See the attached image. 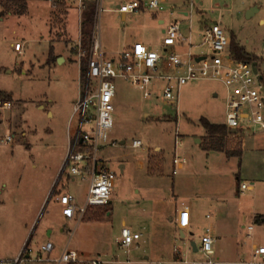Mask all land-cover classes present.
<instances>
[{"label":"rangeland","instance_id":"obj_1","mask_svg":"<svg viewBox=\"0 0 264 264\" xmlns=\"http://www.w3.org/2000/svg\"><path fill=\"white\" fill-rule=\"evenodd\" d=\"M132 1L83 0L82 8L79 0L30 1L23 16L0 8V93L12 97V107L0 110V135L14 136L12 144L0 146V259L16 257L27 242L34 252L50 242L53 252L40 256L51 262L28 264H57L66 249L86 264L94 259L103 264H191L205 259L189 243L200 246L211 225L219 229L217 264H248L253 246H264V134L250 130L227 136L229 149L239 148L244 138L240 159L208 155L201 148L206 135L201 120L225 123L226 89L215 81L190 82L181 88L176 107L164 101L159 83L145 99L130 83L114 79L109 139L117 146L99 153L117 176L114 193L107 207L87 213L89 222L86 218L75 226L60 217L56 196L73 195L82 207L90 186L60 175L79 128L74 105L85 61L68 40H78L89 9L93 35L96 31L107 59H118L137 44L161 51L162 31L170 22L180 25L186 40L176 52L206 54L199 47L201 33L217 22L264 76V0H166L157 16L145 11L123 18L115 12ZM189 39L195 46L191 50ZM52 47L60 56L53 65L47 62ZM91 129L86 125L82 132ZM176 137L182 141L177 156L186 164L172 176ZM134 140L143 148L132 149ZM242 183L251 188L242 193ZM249 226L254 229L250 236ZM124 227L141 236L129 253L118 245Z\"/></svg>","mask_w":264,"mask_h":264},{"label":"built area","instance_id":"obj_2","mask_svg":"<svg viewBox=\"0 0 264 264\" xmlns=\"http://www.w3.org/2000/svg\"><path fill=\"white\" fill-rule=\"evenodd\" d=\"M49 1L57 4L62 0ZM165 2L166 0H150L144 4L136 0L120 5L115 12L121 16L135 15L143 11L159 14L163 11ZM79 4L82 8V0H79ZM189 15L186 13V16ZM201 39L202 44L199 47L205 48L208 53L197 55L189 51L179 54L175 49L184 48L186 40L181 34L180 25L170 22L161 41L163 48L161 51L153 50L144 44H137L131 50L121 53L118 59H107L96 31L89 53L84 51L81 39L74 45L73 50L79 59L84 58L87 68L85 78L80 80L79 98L74 105V116L79 119L78 132L69 144L60 175L67 173L72 180L79 178L88 181L90 186L86 203L82 207L78 206L73 195L66 194L56 198L65 219L72 220L79 217V221H82L91 209L107 207L114 193L117 176L109 168L108 160L99 153L106 147L117 146L109 139L114 126L113 102L116 91L113 81L116 78L123 79L142 91L145 99L152 97L150 90L155 83H159L164 101L176 107L181 88L190 82H219L226 89L224 125L228 131H236V134L231 136L250 130L264 134V76L260 75L257 66V73L254 72L253 62L239 61L234 57L230 51L232 40L219 23L206 26L201 33ZM187 48L188 50L195 48L191 39L187 41ZM15 50L21 53L22 46L16 44ZM11 107V101L0 100V110H9ZM86 125H92V129L82 132V128ZM13 142L14 136L0 135V146L10 145ZM181 146L182 141L176 137L175 156L172 162L173 176H176L186 164L185 159L177 156V150ZM131 148L140 149L143 145L140 141L134 140ZM250 188L246 183L240 185L242 193ZM247 231L250 236L254 229L249 226ZM140 237L139 234L132 233L130 229L124 227L118 243L120 250L129 253ZM188 246L193 251L191 243ZM53 250V244L48 242L34 252L27 242L16 257L1 258L0 264L51 262L49 259H42L40 255L50 254ZM197 250L205 260L191 264H217L213 260L214 240L210 234L203 235ZM177 253L180 254L179 251ZM61 263L86 264L76 252L68 250H65L57 264ZM88 264H103V262L94 259ZM248 264H264V246L252 250Z\"/></svg>","mask_w":264,"mask_h":264},{"label":"trees","instance_id":"obj_3","mask_svg":"<svg viewBox=\"0 0 264 264\" xmlns=\"http://www.w3.org/2000/svg\"><path fill=\"white\" fill-rule=\"evenodd\" d=\"M29 1H49V0H0V4L2 5V8L5 10H8L9 13L23 16L27 9V3ZM9 4H12L13 8H10ZM10 10V11H9ZM86 19L82 22V46L84 51L89 53V50L92 46V38H93V31L92 28L94 26V14L91 9L88 11ZM85 28V29H84ZM231 53L234 55V57L239 61H245V62H253L255 59L247 55L239 46L235 44V42L232 40L231 42ZM56 61V58L54 57L53 50L51 48L49 58H48V64H52ZM256 63V62H254ZM86 68L87 64L86 61L83 62V65L80 70L81 79L83 80L86 75ZM0 100L1 101H12V97L9 94L6 93H0ZM201 124L204 127L205 131L207 132V137L205 138L203 144L201 145V148L205 152H218L225 154L226 158H241L242 157V151L241 148L237 149H229V145L227 143V136L229 134V131L224 125H214L209 123L207 120L202 119ZM87 214L84 217V220L87 218ZM259 221V219H257ZM91 221L87 218V222Z\"/></svg>","mask_w":264,"mask_h":264},{"label":"crops","instance_id":"obj_4","mask_svg":"<svg viewBox=\"0 0 264 264\" xmlns=\"http://www.w3.org/2000/svg\"><path fill=\"white\" fill-rule=\"evenodd\" d=\"M63 1H65V0H62L61 2H63ZM66 1H68V0H66ZM83 1V0H82ZM42 2V1H41ZM48 4L50 3L49 1H46ZM167 2V1H166ZM30 3V1L27 3V9H26V12H25V14L24 15H26L27 14V12H28V4ZM79 7H80V4H79ZM0 8L2 9V5L0 4ZM145 11H143V12H141V13H144ZM66 16L65 17H67V14H68V8L66 9ZM140 14V13H139ZM183 16H186V13H181ZM153 16H157V14H153ZM123 18H126V16H122ZM50 20H51V17L49 18ZM50 20H49V22H50ZM159 24L160 25H164L165 24V22H166V20L165 19H159ZM164 32H165V30H163L162 31V33L164 34ZM81 37H82V34L79 36V38H78V40L77 41H72V40H68L70 43H72V44H77L79 41H80V39H81ZM232 40V39H231ZM56 41V40H55ZM57 42H62V41H60V40H57ZM232 42V41H231ZM149 47V46H148ZM133 48V46L131 47V48H129L128 50H131ZM150 48V47H149ZM54 48L52 47V50H53ZM101 49H102V47H101ZM128 50H126V51H128ZM125 52V51H124ZM53 53H54V51H53ZM104 53V52H103ZM121 53H123V52H121ZM70 55L72 56V54H71V52H70ZM54 57L56 58V60L57 59H59L60 58V56L59 55H56L55 53H54ZM64 60H66V59H64ZM62 62H63V60H62ZM51 65H53V63L51 64ZM79 70H80V67H79ZM79 88H80V85H79ZM208 121V120H207ZM209 122V121H208ZM210 123V122H209ZM212 124V123H211ZM214 125H218V124H214ZM225 126V125H224ZM205 133H206V135H205V137L204 138H206L208 135H207V132L205 131ZM242 134V133H241ZM240 134V135H241ZM228 135H232L231 133H230V131H229V134ZM235 135V134H234ZM243 140H244V138H243ZM243 140H242V142H241V145L243 144ZM198 143V142H197ZM241 145H240V148H241V151H242V147H241ZM208 155H213V154H223V153H218V152H206ZM223 155H225V154H223ZM173 164V163H172ZM173 169H174V167H173ZM182 171V170H181ZM172 172H173V170H172ZM173 176V175H172ZM58 197V195L56 196V198ZM56 198H55V202L56 203H58L57 201H56ZM40 208H41V206H40ZM39 208V209H40ZM188 209V208H187ZM219 209H222L221 207H219ZM188 211L191 213V210H189L188 209ZM60 217L62 218V220H64L65 222H67V223H74L75 224V226H77V225H79V224H81L83 221H85L84 219L82 220V221H79V217H75L74 219H72V220H68V219H65L63 216H62V214H60ZM207 219H209L208 217H207ZM263 222H264V220H263ZM50 234V232L48 233V235ZM190 234L192 235V232H191V227H190ZM205 234H210L211 236H212V238H213V240H214V244H215V242H217L218 240H219V238H220V236H219V229L216 227V226H213V225H211L208 229H207V231L206 232H204L203 233V235H205ZM228 235H229V231H227V233H226V235H224V236H227L228 237ZM185 236V234H183L182 235V237H184ZM192 243V242H191ZM256 247H259V246H257V245H254L253 246V248H252V250L254 249V248H256ZM67 250V249H66ZM65 252V251H64ZM251 253H252V251H251ZM79 255V254H78ZM88 264V263H87Z\"/></svg>","mask_w":264,"mask_h":264},{"label":"water","instance_id":"obj_5","mask_svg":"<svg viewBox=\"0 0 264 264\" xmlns=\"http://www.w3.org/2000/svg\"><path fill=\"white\" fill-rule=\"evenodd\" d=\"M254 12H255V10H251V11H249L248 14H247V17H248V18L251 17V16L254 14ZM256 66H257V63H253V67H254V72H255V73H257ZM230 133H231L232 135H234V134H236V131H230ZM198 142H199V141H198ZM191 247H192V250H193L194 253H197V252H198V250H197V245H196L194 242L191 243Z\"/></svg>","mask_w":264,"mask_h":264}]
</instances>
